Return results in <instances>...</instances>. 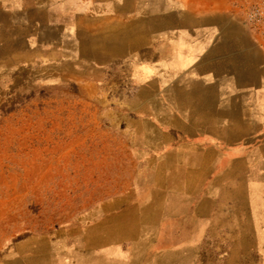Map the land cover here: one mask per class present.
<instances>
[{"label": "rangeland", "instance_id": "374dc122", "mask_svg": "<svg viewBox=\"0 0 264 264\" xmlns=\"http://www.w3.org/2000/svg\"><path fill=\"white\" fill-rule=\"evenodd\" d=\"M73 13L67 27L71 12H58L74 58L47 51L0 79V264H264V153L249 170L235 161L232 218L229 203L215 202L195 235L179 171L165 172L178 174L156 201L145 107H127L142 103L145 85L127 65L92 66L77 54L103 26L113 33L114 12Z\"/></svg>", "mask_w": 264, "mask_h": 264}, {"label": "crops", "instance_id": "0c3cea01", "mask_svg": "<svg viewBox=\"0 0 264 264\" xmlns=\"http://www.w3.org/2000/svg\"><path fill=\"white\" fill-rule=\"evenodd\" d=\"M89 1L0 0L1 82L48 53L55 60L74 58L68 31L59 55L64 42L59 10L72 14L63 18L67 27L74 25L77 10L92 7L103 12L97 15L102 19L105 12H114L107 18L113 19V33L106 35L103 26L104 36L89 40L88 46L80 42L77 54L92 66L127 65L145 85L142 103L126 105L145 107L156 201L169 193L167 178L178 174L165 172L179 171L184 183L179 195L194 204L195 235L215 218V202L224 199L226 210L229 203L232 218L235 161L249 170L251 155L264 153V146L251 143L264 139V38L245 25L241 12L255 0Z\"/></svg>", "mask_w": 264, "mask_h": 264}, {"label": "built area", "instance_id": "2783aa9c", "mask_svg": "<svg viewBox=\"0 0 264 264\" xmlns=\"http://www.w3.org/2000/svg\"><path fill=\"white\" fill-rule=\"evenodd\" d=\"M241 12L245 25L257 36L264 38V0L251 2Z\"/></svg>", "mask_w": 264, "mask_h": 264}]
</instances>
